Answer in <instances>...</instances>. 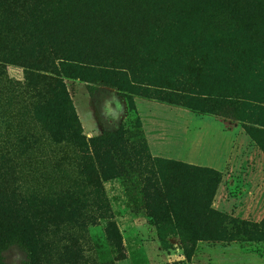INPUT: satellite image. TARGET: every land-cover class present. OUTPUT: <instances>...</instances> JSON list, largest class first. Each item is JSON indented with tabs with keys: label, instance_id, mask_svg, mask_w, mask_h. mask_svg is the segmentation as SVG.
Segmentation results:
<instances>
[{
	"label": "trees",
	"instance_id": "1",
	"mask_svg": "<svg viewBox=\"0 0 264 264\" xmlns=\"http://www.w3.org/2000/svg\"><path fill=\"white\" fill-rule=\"evenodd\" d=\"M240 1L0 0V67L24 68L34 121L51 143L72 149L62 158L74 168L68 176L54 166L28 189L11 187V172H1L0 264L13 244L27 252L21 264H37L49 236L101 219H107L108 240L118 244L103 183L121 174L130 150L134 158L140 153L127 144L122 125L86 139L62 76L115 88L132 111L130 94L138 93L240 121L256 117L258 107L264 126V6ZM226 83L234 90L216 97ZM238 94H254L260 105ZM255 130L259 135H250L264 150V130ZM30 136L20 154L37 143ZM147 157L154 161L147 175L148 218L161 246L170 247L163 220L187 256L198 240L223 237L225 220L211 206L220 173Z\"/></svg>",
	"mask_w": 264,
	"mask_h": 264
},
{
	"label": "rangeland",
	"instance_id": "2",
	"mask_svg": "<svg viewBox=\"0 0 264 264\" xmlns=\"http://www.w3.org/2000/svg\"><path fill=\"white\" fill-rule=\"evenodd\" d=\"M244 1L254 9L264 6V0L240 2ZM23 69L0 67V184L1 172L7 168L10 180L14 179L11 187L19 183L28 189L42 183L44 172L54 166L67 171L68 176H74V168L62 158L71 156L72 149L51 143L34 121V98L23 79ZM62 79L86 139L122 125L127 144L140 154L134 158L130 150L131 156L122 161L121 174L103 183L118 244L108 240L107 219L86 227L68 226L49 236V246L38 250L37 264H264V150L249 132L259 135L255 129L264 130L258 107L256 117L240 121L135 93L130 94L132 111L126 97L115 88L78 78ZM221 87L216 97L234 90L229 83ZM238 96L260 105L254 94ZM238 109L242 110L241 104ZM32 134L37 136V143L20 154L25 148L23 139H32ZM147 154L220 173L211 206L225 220L223 237L198 240L190 245L187 256L179 237L169 232L172 228L163 220L161 226L170 247L161 246L155 221L148 218L146 190L151 186L147 175H151L154 161ZM32 173L37 174L34 180ZM27 259V252L14 244L3 252L6 264H21Z\"/></svg>",
	"mask_w": 264,
	"mask_h": 264
},
{
	"label": "crops",
	"instance_id": "3",
	"mask_svg": "<svg viewBox=\"0 0 264 264\" xmlns=\"http://www.w3.org/2000/svg\"><path fill=\"white\" fill-rule=\"evenodd\" d=\"M96 129H98V128H96ZM91 133L92 134H97V132H95V130L93 131L92 129H91Z\"/></svg>",
	"mask_w": 264,
	"mask_h": 264
}]
</instances>
